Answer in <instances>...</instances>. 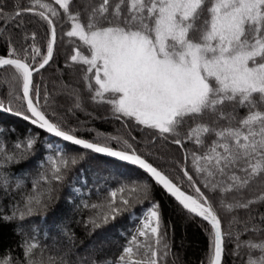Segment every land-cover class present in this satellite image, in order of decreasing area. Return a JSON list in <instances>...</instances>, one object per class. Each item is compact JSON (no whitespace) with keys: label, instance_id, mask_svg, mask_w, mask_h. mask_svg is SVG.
Masks as SVG:
<instances>
[{"label":"snow or ice","instance_id":"obj_1","mask_svg":"<svg viewBox=\"0 0 264 264\" xmlns=\"http://www.w3.org/2000/svg\"><path fill=\"white\" fill-rule=\"evenodd\" d=\"M157 189L264 264V0H0V264H182Z\"/></svg>","mask_w":264,"mask_h":264},{"label":"trees","instance_id":"obj_2","mask_svg":"<svg viewBox=\"0 0 264 264\" xmlns=\"http://www.w3.org/2000/svg\"><path fill=\"white\" fill-rule=\"evenodd\" d=\"M42 36L43 33L41 32V37ZM58 59H59L60 67H63V57L61 56ZM56 69H57V63L54 61L51 67H47L43 74L45 77H52L54 74H56ZM64 78L69 79L70 77L68 75H65ZM72 79H74V77H72ZM80 119H85V117L82 114H80ZM93 125L99 128L101 131H112L114 127L113 122L110 120L107 122L101 120H95L93 121ZM115 126L116 127L119 126L118 122L115 124ZM20 130L22 131L23 129ZM41 134L44 135L43 133ZM51 139L56 140L58 142V139L54 137ZM154 195L158 200H160L166 206V210L164 214L165 221L171 219V221L176 225L175 250H178L180 252V259L182 264H200L201 257L204 255L207 246L206 233H204V231L201 228L191 223L187 224L186 227H181V218L177 214V212L173 211L170 215L169 211L167 210L169 206H172V201L169 200L166 196L161 195V191L159 189L156 190ZM124 226L129 233H131V231L134 229V226L130 219L124 222ZM9 238H10V233L7 228H4L2 231H0V248H3L4 244L7 243ZM181 238H183L182 245H180ZM113 239L116 243L113 244V247L110 249V251L115 252L117 250L116 244L122 243L123 238L120 236H114Z\"/></svg>","mask_w":264,"mask_h":264},{"label":"rangeland","instance_id":"obj_3","mask_svg":"<svg viewBox=\"0 0 264 264\" xmlns=\"http://www.w3.org/2000/svg\"><path fill=\"white\" fill-rule=\"evenodd\" d=\"M132 224H133V226H134V228H135L136 225H135L134 223H132ZM133 230H134V229H133Z\"/></svg>","mask_w":264,"mask_h":264},{"label":"water","instance_id":"obj_4","mask_svg":"<svg viewBox=\"0 0 264 264\" xmlns=\"http://www.w3.org/2000/svg\"><path fill=\"white\" fill-rule=\"evenodd\" d=\"M56 139H58V138H56Z\"/></svg>","mask_w":264,"mask_h":264}]
</instances>
